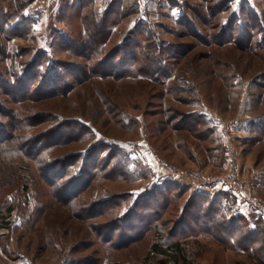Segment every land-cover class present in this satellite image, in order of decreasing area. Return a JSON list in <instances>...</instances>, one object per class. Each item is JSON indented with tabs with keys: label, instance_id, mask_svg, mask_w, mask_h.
<instances>
[{
	"label": "rangeland",
	"instance_id": "obj_1",
	"mask_svg": "<svg viewBox=\"0 0 264 264\" xmlns=\"http://www.w3.org/2000/svg\"><path fill=\"white\" fill-rule=\"evenodd\" d=\"M78 1L33 0L24 13L35 21L30 30L14 40L0 34V76L16 82L37 59L45 69L60 62L88 71L91 60L60 48L66 36L77 40L87 30L69 10ZM112 1L95 0L99 17ZM122 3L127 16L104 50L139 42L137 62L129 55L124 64L133 66L130 76L69 78L66 94L47 95V86L19 101L0 87V123L13 124L3 114L16 118V130L8 126L13 146H0V264H159L156 230L144 225L135 233L118 223L158 185L185 190L164 221H177L204 190L229 192L238 211L264 222L255 205L264 201V0ZM65 134L71 142L47 148ZM35 137L45 138L38 158L4 154L22 145L26 152ZM109 157L116 175L99 173L73 200L74 186ZM84 165L89 178L78 177ZM115 197L123 199L97 215L93 204ZM184 245L192 264H255L205 239Z\"/></svg>",
	"mask_w": 264,
	"mask_h": 264
},
{
	"label": "trees",
	"instance_id": "obj_2",
	"mask_svg": "<svg viewBox=\"0 0 264 264\" xmlns=\"http://www.w3.org/2000/svg\"><path fill=\"white\" fill-rule=\"evenodd\" d=\"M32 1H27L26 4L24 0H0V34L6 37V39L14 40L22 38L35 23L30 16L24 14ZM94 3L95 0H79L76 7H69V10L73 11L72 16H74V19H82L81 21L85 24L84 26L87 30L83 33L79 31L77 40L66 36L60 43V48L68 51L70 54L79 55L91 60L92 65L88 71L72 64H62L60 62H55L45 69L43 68V62L37 59L25 71L24 76L20 80H16V82L7 81L3 76H0V87L12 99L19 101L31 96H42V94H46L43 91L46 90L47 86L51 87L47 95L55 92L66 94L70 90V84L67 82L69 78H73V80L81 79L82 81L84 77L86 79L88 77L120 79L130 76L133 72V66L130 65L124 68V64L126 59L128 60L129 55H131V59L129 60L132 64L137 62L138 55L143 52L139 42L131 44L128 41L125 45L118 46L111 53H106L104 50L112 36L114 27L121 19L127 16L122 11V0H113L102 17H99L96 10H94ZM95 20H99L100 26L95 25ZM100 55L101 57L99 58ZM119 60L121 61L118 63ZM36 83H38V86L35 88L34 85ZM3 115L11 119L13 124L0 123V146L10 145L14 138V134L9 133L11 130L8 131V126L11 127L12 131L16 130V128L13 130V126L16 125L15 116ZM199 126L196 124V132ZM257 126L261 128L260 124ZM204 133L198 134L200 139H204ZM260 133L264 135V130H261ZM51 134H54V131ZM48 135L47 133L45 136L47 137ZM38 139V137H35L37 143L31 142L27 145L28 149L26 152L24 145H22L21 148L16 147V149L4 151V154L9 156L21 151L31 159L38 158L44 148H41L40 144L43 141L42 139L45 138H41V141ZM71 139L73 137L68 136V134L61 135L54 140V143L46 142L49 146L47 148L51 149L56 145L66 144ZM44 151H48V149ZM76 157H69L62 161H64L65 166H71L69 163L73 160L76 161ZM109 159L111 157L107 161H104L99 170H97V166L93 165L96 173H92L91 176L84 165L83 169L85 173L80 176L78 175V177L83 175L82 177L88 176L89 178L90 176V181H84V184L82 182L80 187L79 185L74 186L76 192L71 196L73 200H75L80 192H86L91 187V183L99 173L116 175L115 169L109 170L110 164L107 165ZM84 164L87 165V163ZM172 185L173 187L169 186L165 188L160 185L153 187L139 198L134 209L118 220L119 224L125 226L124 228L127 227L128 230L135 233L139 232L144 225H146V232L151 229L156 230L158 239L152 246V252L162 259L159 264H169L170 262L173 264H192L189 261L184 242L193 238H196V245H200V240L205 239L208 243L216 244L225 251L243 252L249 255L255 264H264V222L262 219L254 215L246 216L244 213L238 211L237 200L229 192L218 191L212 194L211 192L201 190L190 198L177 221L168 219L164 221L163 217L171 216L170 208L175 205L176 201L181 199V195L183 196L185 191L181 190L178 193L177 188H181V186L177 184ZM77 188H80V190L77 191ZM120 199L123 198L115 197L110 201L104 200L99 204H93L96 209L100 210L96 214L100 215L104 213V209L107 208L108 204L113 203V200L117 201ZM102 208L104 209L101 210ZM128 224H130V228L127 226ZM134 225H136L135 228ZM169 227H172V232L166 230ZM122 233L124 235L123 231ZM139 237L140 235H137L135 239ZM235 264L244 263L239 261Z\"/></svg>",
	"mask_w": 264,
	"mask_h": 264
},
{
	"label": "built area",
	"instance_id": "obj_3",
	"mask_svg": "<svg viewBox=\"0 0 264 264\" xmlns=\"http://www.w3.org/2000/svg\"><path fill=\"white\" fill-rule=\"evenodd\" d=\"M232 183H234V182H232ZM255 205H256L257 209H259V211L264 213V201L262 199H257Z\"/></svg>",
	"mask_w": 264,
	"mask_h": 264
},
{
	"label": "crops",
	"instance_id": "obj_4",
	"mask_svg": "<svg viewBox=\"0 0 264 264\" xmlns=\"http://www.w3.org/2000/svg\"><path fill=\"white\" fill-rule=\"evenodd\" d=\"M262 143H264V142H262ZM244 208H247V207L244 206L243 209H244ZM241 210H242V209H241ZM242 213H244V212H242ZM244 214H245L246 216H249L247 213H244Z\"/></svg>",
	"mask_w": 264,
	"mask_h": 264
}]
</instances>
